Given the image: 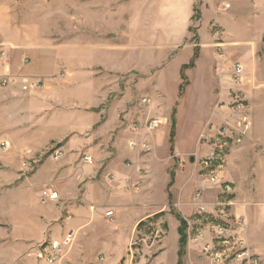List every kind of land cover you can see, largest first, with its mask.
Listing matches in <instances>:
<instances>
[{
  "label": "crops",
  "instance_id": "obj_1",
  "mask_svg": "<svg viewBox=\"0 0 264 264\" xmlns=\"http://www.w3.org/2000/svg\"><path fill=\"white\" fill-rule=\"evenodd\" d=\"M227 1L228 7L224 9L218 0H200L196 8L199 17L193 21L195 0H181L179 24L172 18L175 8L167 9L161 12L160 22L151 20L146 27L142 26L141 33L134 34V0H129L125 4L130 17L125 23L126 31L110 39L89 33L82 36L81 53L71 44L69 55L62 52V46L52 48L56 47L52 41L57 36H12L6 31L0 36L5 71L20 74V81L36 77L41 80V86L34 90H22L21 82L0 90V144L8 143L6 148H0V264H49L38 253L53 242L61 243L69 232L73 233L72 241L62 245L61 257L54 264H120L143 225L151 226L153 231L156 227L164 230L156 264L160 263L169 233L170 244L177 252L180 221L169 211L167 189L171 180L157 175V182L156 175L139 172L138 168L145 166L151 170L152 155H142L129 145L130 140L142 139L134 123H142L144 116L137 119V109H129L126 92L115 95L116 83H108L101 76L105 72L117 74L142 69L140 72L148 80L159 67L144 64L139 69L132 60L122 69L108 66L112 59L109 62L103 59L104 54L97 56L91 42L97 37L102 41L98 46H103L107 54L123 58L134 55V36H143L142 45H146L143 52L150 53L152 61L161 50H166L160 54L168 60L180 50L185 51V60L177 64L180 71L197 49L192 68L204 56L210 67L217 66L223 71L229 66V58L242 59L249 54L251 38L245 36H251L250 8L255 5L263 10L260 0ZM113 6L117 10L115 18L121 17L122 0H116ZM192 24L197 42L190 40ZM257 26V36H264V22ZM177 36L179 41L174 43ZM72 39L67 36L65 40ZM172 43L179 47L173 55ZM164 46L167 48L162 49ZM222 47L227 53L217 52ZM68 56L70 61L76 58L81 64L68 65L62 70ZM236 62L242 67L239 60L230 64ZM69 74H73V80H62ZM177 80L179 84L180 79ZM151 88L158 97L156 102L159 101L160 84L152 80ZM152 107L150 113L154 111ZM154 136L149 141L156 148ZM53 145L62 148V155L57 159L42 156ZM80 155H88L94 164H84ZM48 159L51 164L45 163ZM47 184L51 186L46 187ZM131 185H136L138 191L132 190ZM45 188L56 191L57 198L42 201L41 191ZM156 189L160 194L155 193ZM108 210L112 211V217L105 215ZM102 215L113 227L110 234L102 230L100 222H95ZM122 224L128 227L126 234ZM92 251L95 262L89 259ZM177 261L175 254L172 264ZM129 263L128 258L124 264Z\"/></svg>",
  "mask_w": 264,
  "mask_h": 264
},
{
  "label": "rangeland",
  "instance_id": "obj_2",
  "mask_svg": "<svg viewBox=\"0 0 264 264\" xmlns=\"http://www.w3.org/2000/svg\"><path fill=\"white\" fill-rule=\"evenodd\" d=\"M180 1L134 0V34L141 33L142 26L146 27L151 20L160 22L161 12L167 9L175 8L172 18L179 24ZM218 1L221 8L228 7L227 0ZM260 1L263 4L262 11L255 5L250 8L251 36H245L251 38L249 54H245L242 59L236 56L229 58V66L223 71L218 70L217 66L215 69L210 67L204 56L195 68H192L193 62L190 66L183 65L179 71L177 64L186 57V52L182 50L169 60L163 53L160 54L166 50L156 51L152 61L151 55H148L150 53L143 52L146 49V45H142L143 36H134V55H125L123 58L114 53L107 54L103 46H98L102 41L97 37L91 42L95 45L97 56L106 53V56H102L103 59H112L113 62L107 63L108 66L122 69L132 60L134 67L139 69L144 64L159 67L148 80L140 72L142 69L117 74L105 72L101 76L108 83H116L115 95L126 92L129 109H137V119L138 116H144V119L141 117L142 123L151 118L159 119L157 126L146 134L137 128L142 136L140 143L147 144V151L144 152L141 146L134 148L142 155H152L149 161L152 163L151 170L145 166L144 169L138 168L139 172L170 178L172 184L167 189L169 211L176 215L180 225L182 222L183 242L180 244L179 233L176 252L170 244L169 233L166 248L160 258L161 264H172L175 254L177 264H264V36H257L255 31L259 22H264V0ZM115 2L116 0H0V36L5 31L12 36H57L52 41V46L56 47L52 48L62 46V52L69 55L72 44L81 53L82 36L90 33L91 36L102 35L110 39L115 34L126 31L125 23H128L130 17L125 4H129V0H122L123 15H118L117 18L114 15V11H117L113 6ZM199 2L200 0H195L193 21L199 17ZM109 4H112V8ZM193 26L192 24L190 27V40L197 42ZM67 36L74 39L66 41ZM178 41L179 36L173 42ZM174 43L170 46L171 55L179 48ZM165 48L167 47L162 49ZM219 51L227 50L222 47L217 49ZM2 52L4 49L0 41V90L13 82H21L22 90L39 88L30 85L39 78L20 81V74L5 71ZM73 60L74 62L70 61L69 56L65 57V65L61 69L81 64V59L80 62L76 58ZM233 60H239L243 67L239 79H234L232 75L230 63ZM12 75H16L18 79ZM6 76H10L11 80L2 84ZM62 80H73V74L62 77ZM152 80L160 84L162 92V96L158 94L162 98L157 102L158 97L151 88ZM145 92L147 96L143 95ZM144 96L149 102H142ZM151 105L154 111L150 113ZM224 126L226 135L223 136L220 130ZM236 126L245 131L240 142L233 140L237 134ZM152 134L155 135L156 148L149 141ZM55 147L56 145L51 146L42 156L51 157V151ZM82 156L79 157L81 162ZM45 163L51 164V161L48 159ZM191 175L193 180L186 184ZM157 179L158 176V182ZM130 188L133 190L134 186L131 185ZM155 193L160 194L157 189ZM200 205L205 209L202 214H197L196 209ZM95 222H100L102 230L108 234L113 232V227L103 215L96 218ZM122 225L126 234L128 227ZM163 234L156 236L151 226H140V232L134 236L132 246L123 255L120 264H124L128 258L131 264H156L155 257L162 250L159 240ZM153 241L155 243L151 246ZM206 245L210 248L204 252ZM93 254V251L89 253L92 262L95 259ZM58 260L59 258L55 262Z\"/></svg>",
  "mask_w": 264,
  "mask_h": 264
},
{
  "label": "built area",
  "instance_id": "obj_3",
  "mask_svg": "<svg viewBox=\"0 0 264 264\" xmlns=\"http://www.w3.org/2000/svg\"><path fill=\"white\" fill-rule=\"evenodd\" d=\"M1 55L3 56V53H1ZM232 75H233V78L234 79H239L241 73H242V67L239 63H234L232 65ZM11 80V77L10 76H6L3 80H2V84H6L8 81ZM31 87H40L41 86V80H33V83H30ZM142 102L143 103H147L149 102V99L147 97H143L142 98ZM159 123V119L157 118H151L149 120H147L146 122L144 123H138V122H135L134 123V129L137 130V128H140L144 134H146L147 132H149L150 130H153L157 124ZM225 126L223 128H221L220 130V134L221 135H226V130H225ZM236 129H237V134L236 136L234 137V141L235 142H240L241 141V138L243 137V135L245 134V131L243 129H241L239 126H236ZM141 140L139 141H133V140H130L129 141V145L131 147H136V146H141L144 151H147V144H141L140 143ZM141 144V145H140ZM8 146V143L7 142H2L0 144V148L1 149H4ZM62 155V148L59 147V146H56L55 148L52 149L51 151V157L54 158V159H57L59 158L60 156ZM82 160L84 163H91L92 160L89 156H86V155H83L82 156ZM134 186V185H133ZM136 185L134 186V189H136ZM199 196V195H198ZM57 198V192L56 191H53L51 189H48V188H45L41 191V200L44 201L45 199H49V200H52V199H55ZM204 212V207L203 206H199L197 207L196 209V213L197 214H202ZM106 216H110L112 215V211L108 210L106 213H105ZM218 228L220 230H223V228L221 226H218ZM154 233L155 235H159V234H163V230L161 227H156V229L154 230ZM72 238H73V233L72 232H69L67 233L62 242L61 243H57V242H53L50 244L49 248L48 249H45L44 252H39L38 253V257L39 258H42L44 259L46 262H48L49 264H53L55 262V260H57L58 258H60L61 256V251H62V245H67V244H70V242L72 241ZM209 245H206L203 249H204V252H206L208 249H209Z\"/></svg>",
  "mask_w": 264,
  "mask_h": 264
},
{
  "label": "trees",
  "instance_id": "obj_4",
  "mask_svg": "<svg viewBox=\"0 0 264 264\" xmlns=\"http://www.w3.org/2000/svg\"><path fill=\"white\" fill-rule=\"evenodd\" d=\"M196 55H197V49L194 50V54H193V57H192L191 61L188 64L184 65V66H188V65L190 66L191 64H193V60L196 57ZM178 232L180 233V244H182V242H183V240H182V238H183L182 237V222H181V225L178 228Z\"/></svg>",
  "mask_w": 264,
  "mask_h": 264
},
{
  "label": "bare ground",
  "instance_id": "obj_5",
  "mask_svg": "<svg viewBox=\"0 0 264 264\" xmlns=\"http://www.w3.org/2000/svg\"><path fill=\"white\" fill-rule=\"evenodd\" d=\"M61 254H62V251H61ZM61 257V256H60Z\"/></svg>",
  "mask_w": 264,
  "mask_h": 264
}]
</instances>
